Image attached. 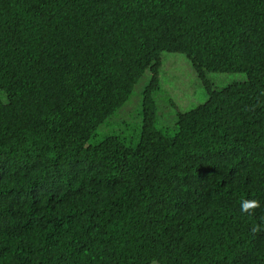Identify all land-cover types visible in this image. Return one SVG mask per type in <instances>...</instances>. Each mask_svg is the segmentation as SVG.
<instances>
[{"label": "trees", "instance_id": "16d2710c", "mask_svg": "<svg viewBox=\"0 0 264 264\" xmlns=\"http://www.w3.org/2000/svg\"><path fill=\"white\" fill-rule=\"evenodd\" d=\"M162 53L207 96L172 136ZM152 263L264 264V0H0V264Z\"/></svg>", "mask_w": 264, "mask_h": 264}, {"label": "rangeland", "instance_id": "374dc122", "mask_svg": "<svg viewBox=\"0 0 264 264\" xmlns=\"http://www.w3.org/2000/svg\"><path fill=\"white\" fill-rule=\"evenodd\" d=\"M161 59V90L155 96L157 126L162 128L168 136H172L176 131V113L187 112L197 107L206 101L207 96L204 87L195 77L190 64L183 55L162 53ZM209 76L216 89L246 80L244 74H212ZM148 79L149 73L145 72L124 107L97 129L89 144H95L107 135L138 136L141 125V93Z\"/></svg>", "mask_w": 264, "mask_h": 264}, {"label": "clouds", "instance_id": "9594fccd", "mask_svg": "<svg viewBox=\"0 0 264 264\" xmlns=\"http://www.w3.org/2000/svg\"><path fill=\"white\" fill-rule=\"evenodd\" d=\"M260 207V204L258 201H255V200H250V201H244L242 202L241 204V210L245 213H249L251 214V212L256 209V208H259ZM259 231V228L258 227H253L252 228V232H257Z\"/></svg>", "mask_w": 264, "mask_h": 264}]
</instances>
